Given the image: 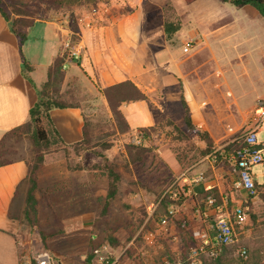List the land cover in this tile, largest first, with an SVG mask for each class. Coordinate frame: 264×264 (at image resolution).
Masks as SVG:
<instances>
[{
    "label": "rangeland",
    "instance_id": "1",
    "mask_svg": "<svg viewBox=\"0 0 264 264\" xmlns=\"http://www.w3.org/2000/svg\"><path fill=\"white\" fill-rule=\"evenodd\" d=\"M13 3L29 15L19 18ZM4 4L17 28H23L24 21L38 20L60 21L70 27V44L65 53L73 62H69L70 67L66 66L61 81L54 82L50 88L45 83L38 88L50 97L80 106L92 135L90 147L84 144L77 149L57 144L47 153L48 163L40 176L38 213L29 210L27 194L22 202L16 200L13 205V214L27 232L22 254L34 256L48 249L67 264H89L90 254H93L92 262L97 264H167V260L188 264L192 230L206 227L195 204L194 191L190 190L196 182L192 179L199 174L207 178L209 172L214 174L217 170L209 178H216L224 185L226 198L232 205L243 203L248 217L238 228L239 242L230 245L220 259L205 256L203 264H264V191L256 197L249 195L238 185V171L229 160L254 128V113L264 98V16L261 12L252 5H249L252 8L243 6L237 10L221 0L193 3L186 0H4ZM167 21L180 24V29L171 36L165 31ZM120 23L132 27L135 33L149 34L154 49H159V43L166 39L183 58L190 57L192 63L187 68L194 76L204 78L206 85L223 80L227 83L224 88L235 92L240 103L230 100L227 103L221 93L226 91L221 85L213 90L207 86L209 93L203 90L221 104L211 120L216 135L213 156L203 161L205 141L190 131L182 98L169 102L155 98L164 103L166 112L159 115L155 129L142 142L141 128L127 132L115 122L101 91L103 83L93 69L92 49L80 34L84 31L95 34L96 29L103 28L107 39L112 40L115 32L112 29ZM76 25L79 31L75 33L72 28ZM32 41V52L39 63L31 75L42 82L47 75L49 78V71L40 63L43 48L36 34ZM210 43L215 46L216 56L209 48ZM75 50L79 51V57H75ZM244 51L250 55L241 57ZM83 63L88 70L81 68ZM156 102H153L154 108ZM169 121L178 125L185 136ZM230 126L236 128L226 134ZM33 130L30 125L20 130L21 134L1 142L0 159L26 158L32 165L36 160L31 140ZM258 138L264 142V123ZM130 144L147 146L150 151L136 162L128 151ZM165 150L180 153L181 169L174 170L169 158L163 155ZM105 163L115 164L122 173L118 196L106 213L110 180ZM188 168L191 170L183 175ZM253 173L256 179L264 181V161L254 165ZM185 176L190 180L184 179ZM168 196L175 202L169 207V210L175 209L173 214L160 208L161 200ZM249 201L250 205H246ZM164 217L168 218L167 222H163ZM115 238L118 242H113ZM104 245L109 249L96 255L95 248ZM239 246L249 249L247 259L237 252Z\"/></svg>",
    "mask_w": 264,
    "mask_h": 264
},
{
    "label": "crops",
    "instance_id": "2",
    "mask_svg": "<svg viewBox=\"0 0 264 264\" xmlns=\"http://www.w3.org/2000/svg\"><path fill=\"white\" fill-rule=\"evenodd\" d=\"M246 6L252 8L249 5ZM235 7L237 10L241 8ZM103 30L105 29H96L95 34L88 31L80 34L82 41L87 42L92 49L93 69H96L97 78L103 83L101 88L131 79L149 97V100L129 101L122 105L131 129L154 126L160 118L159 115L166 112V106L162 102L159 103L156 97L163 98L165 102L179 101L184 94L190 105L194 123L201 130L209 131L210 135L216 138L212 122L215 110L220 109L221 104L217 99L203 93V90L206 89L208 92L207 88L209 87L207 86H212L210 90L215 89V86L218 85L224 88L227 83L220 80L216 85L214 82L206 85L204 78L199 79L198 76H194V72L190 68H187L192 63L188 59L190 57L183 58L166 39L159 43L158 46H161L159 49H154L155 46L151 45L149 34L144 36L141 32L135 33L133 28L126 24H117V27L112 29L115 31L112 40L107 39ZM70 31V27L63 22L38 20L28 29V38L21 47L19 37L12 30L10 22L0 14V141L3 142L7 139V133L23 130L31 123L30 111L38 101V87L48 79L47 75V79L41 82L31 75L32 71L37 70L39 63L37 62L39 60L34 56L35 53L32 52L33 34H36L43 48L40 54V63L44 64L49 71L55 58L65 54L66 46L70 42ZM209 48H212L214 56H216L213 43L209 44ZM248 55H250L248 51L241 52V57ZM217 59L219 60L218 57ZM25 61L31 65V70L25 68ZM69 62H73V60H68L67 67H70ZM80 66L82 69L88 70L84 63ZM224 89L226 92L221 91V93L224 94L227 103L230 101L240 103L231 88ZM230 93H233V98H230ZM154 101H157L156 108L153 105ZM156 111L158 112L156 113ZM217 113L220 114L219 111ZM50 114L67 144L79 142L84 138L85 116L81 107H57L53 108ZM235 128L236 126H230L226 129V134H230L231 130H235ZM139 136L141 137L140 142L149 137H146L143 132ZM163 155L169 158L174 170L182 168L176 153H173L172 150H165ZM210 156L211 154L205 155L203 161ZM47 158L46 156V161L38 173L39 185H41L42 169L48 163ZM29 170L30 163L26 158H19L0 166V264H21L27 232L23 231L21 221L13 214L12 209L16 200L22 202L26 194L28 195ZM190 170L191 168H188L182 174L185 175ZM195 172H200V170ZM216 172L217 170L214 174ZM214 174L209 172L207 178L201 182H195L194 187L190 189L194 191L195 204L201 219L205 221L207 220L206 213L210 212L209 206L207 200L203 199L204 203H201L198 195L213 187H218L221 193L225 194L224 185L216 178H209ZM184 179L190 180L188 176H185ZM192 181L194 182V178ZM196 213L198 214V212Z\"/></svg>",
    "mask_w": 264,
    "mask_h": 264
},
{
    "label": "trees",
    "instance_id": "3",
    "mask_svg": "<svg viewBox=\"0 0 264 264\" xmlns=\"http://www.w3.org/2000/svg\"><path fill=\"white\" fill-rule=\"evenodd\" d=\"M189 3H193L197 0H186ZM223 2H228L232 5H235L237 7H243L245 5H252L257 8L261 14L264 16V0H221ZM64 3V2H63ZM13 8H15V13L20 16L19 18H26L22 16L29 15L23 9H20L19 4L13 3ZM0 14L3 15V17L8 20L11 24L12 30L17 34L20 40V45H22L26 42L28 38V29L34 24L35 21H24L25 24H23V28H17L15 26V22L12 23V16L11 12L7 9V7L4 4V0H0ZM21 19V20H23ZM20 21V19H19ZM21 23V22H19ZM180 29V24H174L170 21H167L165 24V31L167 35L171 36L176 31ZM74 32L79 31V26L76 25L73 27ZM67 54L59 55L55 58L54 62L51 64L49 68V78L45 82V87L50 88L54 82L61 81L64 78L66 67L65 64L68 61ZM72 59H70L71 61ZM25 68L27 70H31V65L25 61ZM33 81V80H31ZM38 101L32 106L31 108V123L28 126L33 127V133L31 135V140L33 141V145L36 149V160L32 165H30V170L28 173L27 179L30 182V187L28 190L27 195V203L29 210L33 211L34 213H38V203L39 198L37 195L38 190L40 189L39 185V170L44 165L46 161L47 153L52 149L54 145H64V146H73L74 148H81L82 145L87 144L88 147L91 146V137L92 135L89 132V121L87 117L85 116V128H84V138L79 141L75 142L73 144H67L59 130L56 128L52 118L50 111L53 108H66V107H80L78 105L69 103L63 99H55L53 97L48 96L44 93V90L38 88ZM101 91L106 96L107 102L109 103V106L115 116V122H119L123 131H129L131 129V126L129 124V121L122 109V105L125 102L129 101H135V100H149V97L146 93H144L141 88L131 79H127L121 82L113 83L111 85H108L101 89ZM182 103L186 110V122L190 129V131H193L197 133L203 141H205V146L202 149L203 155L211 154L213 156V153L216 151L215 147V141L213 137L210 135V132L207 130H201L193 121L192 118V112L189 103L187 102L184 94L182 95ZM174 128L183 135V130L173 123V121H169ZM156 125L151 127H142L141 131L143 134L147 137L151 135V130L155 129ZM20 130H15L7 133L6 138H9L14 135H19ZM2 141H0L1 143ZM244 144V141L241 142L240 146ZM110 147V145H108ZM128 151L130 155L133 157L134 161H141L147 154L148 151H150V148L147 146L142 145H135L130 144L128 146ZM177 158L180 162L181 161V155L178 151H176ZM12 162L11 160H5L0 159V166H3L5 164H8ZM104 168L106 169L108 176H109V189L105 200V213L108 210L109 205L111 204L112 200L115 199L118 196L119 189H120V183L122 180V173L118 170L117 166L113 163H105ZM209 195H214L217 199V204H221L224 198L225 194H222L220 189L218 187H213L209 190L202 191L198 195V199L200 201L207 200V197ZM182 201V199L180 200ZM172 203H175L173 199H171L170 196L165 197L160 202V208H163L166 210V212L169 213V207ZM251 201H249L246 205H250ZM230 205H232V201L230 202ZM245 206V205H244ZM246 207V206H245ZM247 209V207H246ZM113 242H118L117 238L113 239ZM188 246V245H187ZM229 247V246H228ZM225 248L224 251L221 252V254L216 257L218 259L222 258L226 252L229 250ZM93 254H90L88 257L89 264H93L92 262Z\"/></svg>",
    "mask_w": 264,
    "mask_h": 264
},
{
    "label": "built area",
    "instance_id": "4",
    "mask_svg": "<svg viewBox=\"0 0 264 264\" xmlns=\"http://www.w3.org/2000/svg\"><path fill=\"white\" fill-rule=\"evenodd\" d=\"M69 44L70 42L67 45ZM74 54L75 57L80 56L78 50H75ZM253 119L255 120L254 128L246 134L244 144L234 149L229 160L238 171V185L246 189L249 195L256 197L264 191V181L256 179L253 173L254 165L264 161V142H260L258 138V132L264 123V98L259 101ZM203 179L204 175L199 174L194 181L201 182ZM207 205L210 212L206 213V227H195L192 230L193 244L187 257L188 264H203L205 256L216 258L226 247L239 242L238 228L245 223L248 217L244 204L230 205L229 198H223L222 203L218 205L216 197L209 195ZM169 212L173 214L175 209L170 208ZM167 221L168 218L164 217L163 222ZM186 225L185 222L184 226ZM106 249H109L108 245L96 247L95 253L99 256ZM237 252L245 259L250 255L246 246H239ZM21 264L67 263L58 259L50 250L42 249L34 256L22 254ZM167 264H173V262L167 260Z\"/></svg>",
    "mask_w": 264,
    "mask_h": 264
}]
</instances>
